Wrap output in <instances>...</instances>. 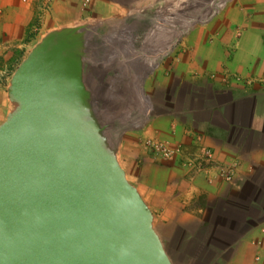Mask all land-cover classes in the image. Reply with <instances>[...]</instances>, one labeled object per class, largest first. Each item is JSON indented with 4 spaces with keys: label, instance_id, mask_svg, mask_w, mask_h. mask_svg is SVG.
Returning <instances> with one entry per match:
<instances>
[{
    "label": "crops",
    "instance_id": "1",
    "mask_svg": "<svg viewBox=\"0 0 264 264\" xmlns=\"http://www.w3.org/2000/svg\"><path fill=\"white\" fill-rule=\"evenodd\" d=\"M36 1L0 0V124L3 59L22 50ZM49 1L53 31L77 38L88 105L170 261L264 264V0ZM162 142L193 162L164 157Z\"/></svg>",
    "mask_w": 264,
    "mask_h": 264
},
{
    "label": "water",
    "instance_id": "2",
    "mask_svg": "<svg viewBox=\"0 0 264 264\" xmlns=\"http://www.w3.org/2000/svg\"><path fill=\"white\" fill-rule=\"evenodd\" d=\"M80 45L53 31L16 70L0 124V264H173L100 136Z\"/></svg>",
    "mask_w": 264,
    "mask_h": 264
},
{
    "label": "rangeland",
    "instance_id": "3",
    "mask_svg": "<svg viewBox=\"0 0 264 264\" xmlns=\"http://www.w3.org/2000/svg\"><path fill=\"white\" fill-rule=\"evenodd\" d=\"M49 2V0H37L35 2L38 3L39 7H37L36 11L33 12V16L25 31L22 50L19 51V48L18 50L13 49V55L9 59H3L2 83L3 99L5 101V107L3 110V122L6 121L8 114L16 107V103L9 98V87L16 70L18 69L20 64L27 58L32 49L44 38L48 37L49 33L53 32L54 30L53 15L50 13L49 7L51 5ZM56 20L57 25L60 26L64 24L65 17H63V15H60V18L56 17ZM90 111L92 114V118L95 120V123L98 127L100 136L104 139V143L106 144V146L109 147L110 141L105 137V134L101 129L102 125L96 121L94 109L90 107Z\"/></svg>",
    "mask_w": 264,
    "mask_h": 264
},
{
    "label": "built area",
    "instance_id": "4",
    "mask_svg": "<svg viewBox=\"0 0 264 264\" xmlns=\"http://www.w3.org/2000/svg\"><path fill=\"white\" fill-rule=\"evenodd\" d=\"M229 79L230 77H224ZM238 80H244V82H251V79L248 77H236ZM156 150L161 153L166 158H175L178 157L180 162L184 165H190L193 162V155L190 153V150L187 149L184 145L178 143H171V142H162L156 143L154 145ZM204 157L208 158L210 153L208 150H205ZM238 171L236 169V165H230L222 169V177L227 182L234 181L235 177L237 176Z\"/></svg>",
    "mask_w": 264,
    "mask_h": 264
}]
</instances>
